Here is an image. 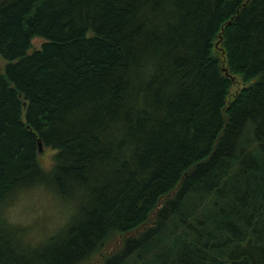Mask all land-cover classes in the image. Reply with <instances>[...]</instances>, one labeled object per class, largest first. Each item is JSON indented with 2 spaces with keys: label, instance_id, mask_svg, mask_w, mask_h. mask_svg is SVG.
<instances>
[{
  "label": "trees",
  "instance_id": "trees-1",
  "mask_svg": "<svg viewBox=\"0 0 264 264\" xmlns=\"http://www.w3.org/2000/svg\"><path fill=\"white\" fill-rule=\"evenodd\" d=\"M0 58V264H264V0H0ZM34 185L86 203L36 246Z\"/></svg>",
  "mask_w": 264,
  "mask_h": 264
},
{
  "label": "rangeland",
  "instance_id": "rangeland-1",
  "mask_svg": "<svg viewBox=\"0 0 264 264\" xmlns=\"http://www.w3.org/2000/svg\"><path fill=\"white\" fill-rule=\"evenodd\" d=\"M44 38L34 37L28 52L38 49ZM5 60L0 58V71L3 72ZM240 85L239 81H236ZM54 150L44 147L39 152L38 161L45 169L53 163ZM74 203L59 197L54 191L43 185H34L17 191L2 203V216L20 235L21 241L36 246L45 241L48 236L61 231L69 220L75 206V212L86 205L75 194L70 196ZM117 241L110 243L103 250L107 254L114 249ZM100 259L97 255L89 264H95Z\"/></svg>",
  "mask_w": 264,
  "mask_h": 264
},
{
  "label": "water",
  "instance_id": "water-1",
  "mask_svg": "<svg viewBox=\"0 0 264 264\" xmlns=\"http://www.w3.org/2000/svg\"><path fill=\"white\" fill-rule=\"evenodd\" d=\"M224 70H225V73H227L226 69H224ZM232 78H234V77H232Z\"/></svg>",
  "mask_w": 264,
  "mask_h": 264
}]
</instances>
